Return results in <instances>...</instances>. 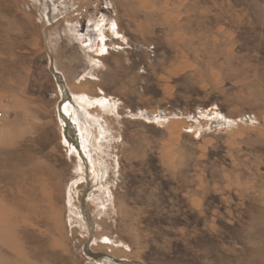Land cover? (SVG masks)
<instances>
[{"label":"rangeland","instance_id":"1","mask_svg":"<svg viewBox=\"0 0 264 264\" xmlns=\"http://www.w3.org/2000/svg\"><path fill=\"white\" fill-rule=\"evenodd\" d=\"M2 246L264 264V0H0Z\"/></svg>","mask_w":264,"mask_h":264},{"label":"bare ground","instance_id":"2","mask_svg":"<svg viewBox=\"0 0 264 264\" xmlns=\"http://www.w3.org/2000/svg\"><path fill=\"white\" fill-rule=\"evenodd\" d=\"M73 98H74V102H76V103H78L79 104V106H80V109H81V111H82V113H83V116H84V120H89L88 122H90V123H92V124H95L96 125V127L98 128V131H97V134H98V138L96 139V143H98V142H101L102 140H104V139H106V137L105 136H107V133H106V131L104 130V129H102L101 128V126L99 125V123H98V118H95V117H92V116H90L91 114L90 113H88V111H86V108H90V107H93L94 106V108H95V105H98L102 110H104L105 112L107 111V112H111L110 111V109H111V107H110V105L104 100V99H96V100H91V98L90 99H88L87 97H86V95H84V94H81L80 96H73ZM80 98H85L86 99V102H84V106L82 105V103L83 102H80ZM67 104V103H66ZM99 107H97V109L99 108ZM70 107H68L67 105H65L62 109H63V112L65 113V114H69V112H70V109H69ZM99 108V109H100ZM72 111V110H71ZM72 113V112H71ZM104 113V112H103ZM78 114V113H77ZM72 116L74 117V121H75V123L77 124V127H78V130H79V133H80V135L79 136H81V141H82V146H83V149H85V144L87 143V138H88V135H89V133H88V131L85 129V127L83 126L84 124H83V122H82V119H80L76 114H72ZM102 121V120H101ZM74 123V122H73ZM100 124H101V122H100ZM88 125V124H87ZM92 126V125H91ZM94 126V125H93ZM76 127V128H77ZM94 128V127H93ZM78 133V134H79ZM97 136H95V138H96ZM110 137V136H109ZM108 139V138H107ZM109 140V139H108ZM63 143L64 144H66V142H65V140H63ZM81 143V142H80ZM102 143V142H101ZM100 143V144H101ZM98 147V146H97ZM73 153V152H72ZM71 153V154H72ZM97 199V198H96ZM96 199H95V202H96ZM97 204V203H96ZM99 204V203H98ZM97 206V205H96ZM70 210V209H69ZM70 217V216H69Z\"/></svg>","mask_w":264,"mask_h":264},{"label":"crops","instance_id":"3","mask_svg":"<svg viewBox=\"0 0 264 264\" xmlns=\"http://www.w3.org/2000/svg\"><path fill=\"white\" fill-rule=\"evenodd\" d=\"M10 235V234H6ZM5 238H8V236H5ZM10 250L9 247H0V264H11V253L8 251Z\"/></svg>","mask_w":264,"mask_h":264}]
</instances>
